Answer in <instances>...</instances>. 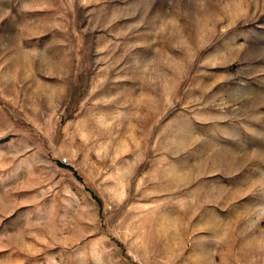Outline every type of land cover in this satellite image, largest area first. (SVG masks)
<instances>
[{"label":"rangeland","instance_id":"1","mask_svg":"<svg viewBox=\"0 0 264 264\" xmlns=\"http://www.w3.org/2000/svg\"><path fill=\"white\" fill-rule=\"evenodd\" d=\"M0 264H264V0H0Z\"/></svg>","mask_w":264,"mask_h":264}]
</instances>
